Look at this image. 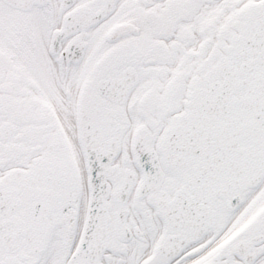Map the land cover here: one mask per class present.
Instances as JSON below:
<instances>
[{
    "label": "snow or ice",
    "instance_id": "snow-or-ice-1",
    "mask_svg": "<svg viewBox=\"0 0 264 264\" xmlns=\"http://www.w3.org/2000/svg\"><path fill=\"white\" fill-rule=\"evenodd\" d=\"M0 264H264V0H0Z\"/></svg>",
    "mask_w": 264,
    "mask_h": 264
}]
</instances>
